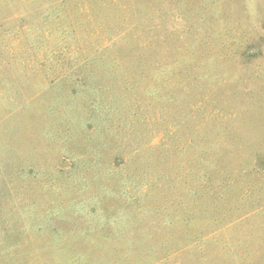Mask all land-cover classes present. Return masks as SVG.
<instances>
[{"label":"rangeland","instance_id":"374dc122","mask_svg":"<svg viewBox=\"0 0 264 264\" xmlns=\"http://www.w3.org/2000/svg\"><path fill=\"white\" fill-rule=\"evenodd\" d=\"M0 264H264V0H0Z\"/></svg>","mask_w":264,"mask_h":264}]
</instances>
